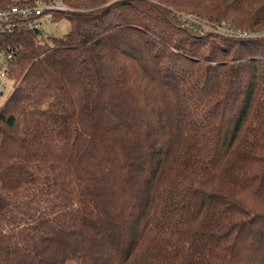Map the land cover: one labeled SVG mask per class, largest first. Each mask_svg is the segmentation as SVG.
Wrapping results in <instances>:
<instances>
[{
  "label": "trees",
  "instance_id": "1",
  "mask_svg": "<svg viewBox=\"0 0 264 264\" xmlns=\"http://www.w3.org/2000/svg\"><path fill=\"white\" fill-rule=\"evenodd\" d=\"M65 2L0 40V264H264V37L173 13L264 32V0Z\"/></svg>",
  "mask_w": 264,
  "mask_h": 264
},
{
  "label": "built area",
  "instance_id": "2",
  "mask_svg": "<svg viewBox=\"0 0 264 264\" xmlns=\"http://www.w3.org/2000/svg\"><path fill=\"white\" fill-rule=\"evenodd\" d=\"M69 6L65 0H35L32 3L15 4L10 8L0 10V40L14 32L20 25H26L32 29L40 30L42 19L49 12L67 11ZM183 27L200 33H215L229 38H258L264 37V32H253L236 27L227 21H211L208 18L173 10ZM48 20V19H46ZM15 59L14 50L0 49V87L9 90L11 86L10 68Z\"/></svg>",
  "mask_w": 264,
  "mask_h": 264
},
{
  "label": "rangeland",
  "instance_id": "3",
  "mask_svg": "<svg viewBox=\"0 0 264 264\" xmlns=\"http://www.w3.org/2000/svg\"><path fill=\"white\" fill-rule=\"evenodd\" d=\"M48 19V20H46ZM71 28V23L69 19L66 17L60 18L58 20L52 19V13L49 12L45 15V17L42 19L41 23V29L40 31L42 34L47 37L48 40H51L50 38H60L64 35H66ZM8 83L12 86L13 81L10 79L8 80ZM3 89V87H0V91ZM13 90V87H11L9 90H4L2 94H0V109L5 104L6 100L8 99L9 95L11 94Z\"/></svg>",
  "mask_w": 264,
  "mask_h": 264
}]
</instances>
